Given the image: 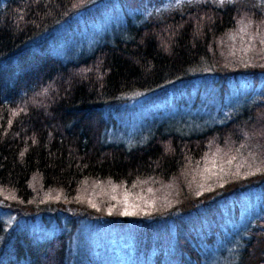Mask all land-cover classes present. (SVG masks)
<instances>
[{
    "label": "trees",
    "instance_id": "obj_1",
    "mask_svg": "<svg viewBox=\"0 0 264 264\" xmlns=\"http://www.w3.org/2000/svg\"><path fill=\"white\" fill-rule=\"evenodd\" d=\"M95 2L0 0V187L27 204L34 197L31 182L36 175L41 177L43 193H61L68 198L78 195L87 183L134 186L146 179L178 175L189 163L198 162L196 165L203 168L204 156L210 154L209 142H234L236 133L241 132L238 145L256 137L260 150L245 145L239 147V153H232L235 158L246 157L237 166L238 173L226 174L233 170L232 163L227 164V171H220V176L224 173L221 183L226 180L220 188H225L223 193L214 200L205 199V191L198 186L204 181L187 185V191L183 190V181L176 184V190L183 191L179 207L189 210H184L180 218L175 216L174 229H167V219L160 225L158 220L147 223L144 235L136 238L141 247L134 253L141 254L145 246L154 248L157 264H166L167 247L186 255L180 254L185 257H181L182 263L211 264L219 254L224 264H264V218L258 226L239 231L238 236V222L229 226L230 220L222 213L223 201L239 210L238 196L247 195L255 184L264 186V93L258 103L236 109L230 119L221 118L196 135L157 134L147 143L129 149L112 144L108 137L109 143L103 140L108 126L105 111L117 109L113 106L125 102L128 93L154 92L172 84L173 79L186 78L187 73L199 78L194 74L203 66L214 68L223 79L226 72L220 73V68L251 67L255 72L253 82L264 84V0H177L171 4L168 0L167 4H159V0H124L133 17L126 15L129 18L124 25L115 22L106 32L94 36L84 30L101 13L84 22L77 12ZM106 4L95 7L107 10ZM147 5L149 14L140 12ZM119 12L122 10L111 13ZM61 24L66 28L60 41L77 38L82 43L74 55L63 52L59 56L58 49L66 51L60 42L54 48L50 46L49 40L58 37L52 36L53 30L57 33ZM77 30L87 36H75L73 31ZM102 34L103 38L95 39ZM21 110L29 116H21ZM220 136L225 139L220 140ZM234 177L239 178H235L231 190L236 195L226 189ZM167 189L171 194L178 192L174 187ZM199 200L205 201L203 211L190 209ZM57 210L62 214L71 212ZM43 217L48 220L54 215L45 212ZM3 226L0 221V264L71 263L65 235L38 240L29 231L16 232V227L13 231ZM218 231L220 238L223 235V239L234 240H225L219 251L205 250ZM209 234L213 235L207 239ZM202 235L205 240L200 243ZM123 236L111 241L105 251L112 248L114 253L120 249L112 245L125 241ZM183 236L187 243L181 241ZM120 256L126 260L129 257L126 253ZM81 258H75L77 264H85L79 261ZM102 260L97 259L95 264Z\"/></svg>",
    "mask_w": 264,
    "mask_h": 264
},
{
    "label": "rangeland",
    "instance_id": "obj_2",
    "mask_svg": "<svg viewBox=\"0 0 264 264\" xmlns=\"http://www.w3.org/2000/svg\"><path fill=\"white\" fill-rule=\"evenodd\" d=\"M159 1V4H167L166 0ZM168 1L171 4L177 0ZM107 2L113 4H106ZM96 4H106L109 8L106 10V8L101 6L95 7ZM128 7L124 0H96L94 4L77 12V15L80 20L88 22L94 18L96 13H101L99 15L102 16H96L97 19L93 20L91 24L89 23V26L84 30L88 34L95 36L99 32H106V29L109 26L112 27L115 22L124 25L129 18L126 15L133 17V12ZM101 9H104V11ZM154 9L151 10L153 11ZM119 10H122V13L114 14ZM140 12L149 14L148 5L146 10H141ZM64 28H66L64 24L59 26V29H57L58 35L56 30H53L52 36L58 37L50 39L49 43L54 48V45L60 42V46L64 47L66 51L58 49L56 53L60 56L61 53L67 52L66 54L71 56L74 55L73 51L78 52L81 49L80 44L82 43L77 38H63L60 41ZM72 29L67 31L70 32ZM73 32H76L75 36L77 33L83 37L87 36L79 30ZM97 37L103 38V34L96 36L95 39ZM210 68L208 66L199 68L198 73L195 72L194 74V76H199V78H192L193 76L190 77V74L187 73L185 75L186 78L173 79L171 81L172 84H166L163 86L164 88L154 92L128 93L125 96L127 97L125 102L113 106L117 109L105 111L108 114V120L105 121L108 126L104 129L103 140L108 137L112 144L119 146L122 144L129 149L147 143L157 134L170 132L180 136H192L193 134L196 135L199 132L206 131L221 118L224 120L230 119L236 109H245L248 108L250 103H258L260 101V97L264 93V84L262 82H258L259 84L253 82V73L255 72L250 69L251 67H244L238 70H232L230 69L231 67L220 68V73L226 72L223 75L226 77L224 79L220 77L222 75H218L214 68L213 70ZM237 71L243 73L237 74ZM21 114V116H29L22 110ZM236 134L234 142L231 140L224 142L223 140L219 143V141L212 140L208 143L210 154L204 156L203 168L196 165L198 162L189 163L187 168L180 171L178 175L159 176L161 177L159 178L160 180L146 179L145 181L137 182L134 186L114 184L112 182L87 183L78 195L74 198H68L61 193L56 195L51 192L43 193L42 185H40L42 183L41 177L36 175L31 182L35 188L34 197L27 204L22 203L11 192H7L0 187V221L3 222L4 228L14 231L16 227V232L29 231L38 240L56 235L66 236L64 241L67 243L71 260L70 264H77L75 258L79 257H82L79 261L85 264H95L96 260L100 258L103 259L102 262L100 261V263L97 262L96 264H103V261H106V264H157L154 248L148 249V246H145L142 248L143 251L141 250L142 255H135L134 252L141 247L140 242L136 238L144 235L143 230L146 229L147 223L157 220L158 225H160L167 219V229H174L176 217L180 218L185 212L184 210H189L179 207L180 200L178 198H181L183 193L182 190H176L178 189L176 184L179 182L183 181V185H186L183 189L185 191L187 185H195L204 181V185L200 183L198 186L200 191H205V199L212 198L214 200L223 193L222 191L225 188H220L225 186L226 180L221 183L220 180L224 173L220 176V171H227V164L230 165L232 163L233 170L226 172V174L238 173L237 166L242 165L246 157H243V159L237 157V159L232 157V153H239V147L241 148L245 145L247 147H258V150H260L261 146L256 137H252L253 139L246 138L244 142L238 145V141H241L243 136L241 132ZM222 139L225 138L220 136V140ZM106 142L109 143L108 139ZM220 155L222 156L221 158ZM220 159L222 163L224 162L223 165H220ZM204 167L205 173H202ZM188 177H191L190 180H188ZM235 178L237 177L231 180L227 179L230 180V185L226 186L227 191L234 189L232 187L236 184ZM156 184H159L158 188H156ZM167 186L174 187L178 191L176 193L178 196L171 194ZM230 193L232 195L237 194L235 190ZM236 199L240 206L239 210L232 209L234 205L231 207L227 201L222 202V207L224 208L222 213L226 216V219L230 220L229 226H233L238 222L240 229L236 233L241 230V232L246 231L251 226H258V222L264 218V186L256 187L255 184V188H250L247 195L242 194ZM204 202V200H199L198 204L191 205L190 209L196 208L195 212L203 211L201 205ZM47 203L52 206L45 207ZM194 203L196 201L192 204ZM147 205L148 208H146ZM171 207L173 208L165 209ZM57 209H71V212L62 214ZM166 210L173 211L164 214ZM45 212L53 214L54 218H49V221H45L42 217ZM54 212L58 213L55 214ZM162 215L168 217H163ZM227 227L225 226L226 229ZM121 234L124 235L123 239L125 238V241H119L112 245L119 246L120 249L114 253L112 248L109 251H105L109 247L110 242L121 237ZM215 234L211 245L206 243L205 250L219 251L220 244L225 240H234L223 239V235L220 238L219 231ZM212 235L209 234L207 239ZM169 239L171 240V237ZM204 240L205 235H202L200 243H203ZM181 241L187 243V238L183 236ZM174 242L175 244L178 243L176 239ZM165 249V254L168 256L166 257L164 254L166 264L191 263H182V259L185 258L180 256V254L185 255L182 252H174L175 250L173 249L174 251H172L169 247ZM230 250H234V247L231 246ZM125 253L129 256L127 260L120 256ZM51 254L53 253L51 252ZM216 256L211 264H224V262H221L222 255L221 257L219 254ZM178 260H181V262H178Z\"/></svg>",
    "mask_w": 264,
    "mask_h": 264
},
{
    "label": "bare ground",
    "instance_id": "obj_3",
    "mask_svg": "<svg viewBox=\"0 0 264 264\" xmlns=\"http://www.w3.org/2000/svg\"><path fill=\"white\" fill-rule=\"evenodd\" d=\"M88 212V211H87Z\"/></svg>",
    "mask_w": 264,
    "mask_h": 264
}]
</instances>
